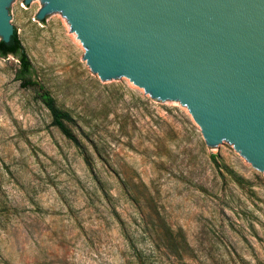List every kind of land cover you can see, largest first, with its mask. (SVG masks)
<instances>
[{
    "label": "rangeland",
    "instance_id": "obj_1",
    "mask_svg": "<svg viewBox=\"0 0 264 264\" xmlns=\"http://www.w3.org/2000/svg\"><path fill=\"white\" fill-rule=\"evenodd\" d=\"M30 3L10 13L34 84L0 57V264H264V172L179 102L100 80L62 14Z\"/></svg>",
    "mask_w": 264,
    "mask_h": 264
},
{
    "label": "water",
    "instance_id": "obj_2",
    "mask_svg": "<svg viewBox=\"0 0 264 264\" xmlns=\"http://www.w3.org/2000/svg\"><path fill=\"white\" fill-rule=\"evenodd\" d=\"M19 1L0 0L6 44ZM40 1L37 19L60 12L100 80L179 102L207 145L227 142L264 172V0Z\"/></svg>",
    "mask_w": 264,
    "mask_h": 264
},
{
    "label": "trees",
    "instance_id": "obj_3",
    "mask_svg": "<svg viewBox=\"0 0 264 264\" xmlns=\"http://www.w3.org/2000/svg\"><path fill=\"white\" fill-rule=\"evenodd\" d=\"M8 56H13L19 62L17 80L23 81L24 87L33 85L34 82L31 80L33 69L16 30L14 31V35L8 44L0 40V57L7 58ZM38 98L49 111L52 117V124L56 126L68 139L76 141L75 137L66 126V123L72 121L70 115L56 106L54 99L44 88H40Z\"/></svg>",
    "mask_w": 264,
    "mask_h": 264
}]
</instances>
